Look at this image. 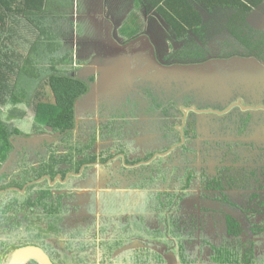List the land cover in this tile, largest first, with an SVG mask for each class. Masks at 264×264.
<instances>
[{
	"label": "trees",
	"instance_id": "16d2710c",
	"mask_svg": "<svg viewBox=\"0 0 264 264\" xmlns=\"http://www.w3.org/2000/svg\"><path fill=\"white\" fill-rule=\"evenodd\" d=\"M46 1L0 0V229L8 232L11 239V235L15 236L16 232L20 230L19 228L24 226L25 229L21 232L26 237L18 242H13L10 239L1 242L0 264H5L6 259L10 261L14 250L28 245L42 247L51 256L55 264H96L97 260H100L99 254H102L104 264H115L118 259L126 264L129 261L130 264H165V258L162 255L144 246L149 244L145 239H142V236L136 239H142L141 245L144 244L143 247L132 248L130 251L125 250L122 254L114 256V253L126 246L128 241L131 240L132 242L133 237L97 241L95 238L97 223L93 217L97 211L95 203L90 207L86 206L84 212L79 206L72 207L67 203V194L54 193V190H59L61 185L51 186L50 183L55 181L58 175L64 180L71 173H79L83 166H85L84 170L87 171L97 162L109 167L113 165L115 161L112 160L118 155L110 153L111 149L101 150L99 155H91L96 143L95 139H93L94 143L87 146L89 155H82L83 157L74 155L73 147L69 149V154L65 155H58L54 150L47 155V147H43L40 151L35 152L34 167L24 169L27 171L20 174L23 177L26 176V179H8V171L18 170L19 155L22 153L16 149L18 140L31 136L24 135V131L12 124L15 123L12 121L23 120L27 116L26 108L31 109L33 107L35 114L30 128L34 135L43 136L50 133L69 136L76 126V104L80 98L89 92L94 83L93 79L85 81L72 76L71 71L67 69L66 66L74 62V56L73 58L69 56L72 51L69 50L68 45H62L57 41V39L63 38L62 31L59 29L52 31V38L47 35ZM180 1L164 0L163 6L157 8V11L176 34V40L181 44L183 43L179 49L172 51L165 57L163 65L190 66L202 63L206 53L211 48L209 44L214 39H217L220 45L227 44V46L220 47L221 50L218 53L221 56H229L231 51H235L237 48L244 49V46L250 47L257 41L260 46H264V33L254 30L246 20L254 9L264 4V0H196L197 3L209 9L211 13L227 15L225 27L228 31L221 39L235 40L238 44L234 46H231L229 41L220 42L221 39H218L221 34L219 27L212 29L214 24L211 22H202L197 16L190 18L184 8H191V6H185L187 2L185 0H182L183 6H180ZM175 2L179 9H174L173 3ZM170 10L174 12L171 13ZM24 20L28 21L32 28L22 29L20 22ZM241 53L244 54L242 50L234 54ZM259 54L262 53L258 51ZM212 55L216 56V50ZM262 55L264 57V54ZM49 91L51 92L49 97L51 100H48ZM188 101L189 99L186 98L185 105H188ZM155 105L159 106L157 102ZM179 114L182 115L183 113L180 111ZM193 128L190 121L186 122L182 137L184 143L180 148H177V151L181 150L184 154L179 155L182 159L180 162H173L175 155H168V158V156L155 155L156 152L146 155L144 159L131 160L126 158L125 161L121 162L122 170L129 172L131 176L141 174V177H138L137 185H141L142 188L152 186L153 191L147 193V200H151L149 213L156 216L161 226L159 230L164 228L171 235H184V240L179 242L182 251L189 244H193L189 236L192 230L188 229L197 225L198 216L190 215L185 218V216L180 215V209L184 203L182 201H187L186 197L195 191H198L196 206L202 213L201 221H205L202 218L210 214L214 216L225 214L228 233L235 236L246 233L241 221L224 210L228 203L225 195L227 185L231 187L234 183L226 181V176L220 172L209 176L205 171H202L198 175L192 166L193 160L197 156L195 154L198 153L196 145L191 147V143L198 139L195 129L192 133ZM182 138L181 134L178 133L177 138L175 136L174 146L181 143ZM205 146L210 147L211 144ZM15 150L18 155H11ZM231 151L234 150L231 149ZM80 152L81 149L77 148L76 154H80ZM228 152L229 150L224 155H228ZM188 153L194 154L192 155L194 158L190 160ZM236 153H234L233 161L231 160V167L239 160ZM126 157L128 156L126 155ZM222 160L223 158H221V163ZM145 162H149V164L145 165ZM9 164L10 168L8 169ZM180 164L183 166L180 167ZM176 170L179 172L176 173ZM241 171L244 177L247 176L243 168ZM146 175L147 178L139 184V180ZM43 178L44 180L39 182ZM157 187L167 188L160 190ZM4 192H7L8 195L6 200L2 198ZM9 195L13 196L10 197ZM244 198L248 199V197ZM227 205L236 208L235 205L229 203ZM74 212L84 213V217L78 220ZM238 212L240 216L242 212L240 210ZM245 213L246 211H244ZM139 223L137 220L136 229ZM139 226L140 230L143 229V225L139 224ZM122 228H128V225ZM248 229L253 231L251 227ZM106 230V227L100 226L102 235L106 234ZM201 230L203 233L204 224H201ZM215 233L218 231L216 230ZM49 240L61 241L62 244L64 243L65 249L59 250ZM247 241L249 249L252 248L253 244L250 238ZM49 249L51 254L47 251ZM93 249L99 252L98 257L96 252L92 261L91 259L84 260L90 256L88 253ZM238 252L228 247L220 252L221 255L215 260L239 263ZM128 253H134V255L121 260ZM252 254L251 249L245 252V261H248ZM180 257L181 261L185 263H188V259L193 258L188 250L181 253ZM28 264L39 263L32 260Z\"/></svg>",
	"mask_w": 264,
	"mask_h": 264
},
{
	"label": "crops",
	"instance_id": "0c3cea01",
	"mask_svg": "<svg viewBox=\"0 0 264 264\" xmlns=\"http://www.w3.org/2000/svg\"><path fill=\"white\" fill-rule=\"evenodd\" d=\"M185 1H187L185 6L190 5L192 8V10L184 8L190 18L197 16L202 22L225 26L227 15L211 13L196 0ZM46 3L45 15L47 19H45L48 27L47 35L50 38L53 35L52 31L56 29L63 31L65 28L64 22L61 20L63 25L61 28L51 29L54 21H57L58 14L66 16L69 22L76 18L78 22L81 20L83 23L82 19H88L90 15L92 20H95L91 25H96V27L86 29L84 25H82L83 27L79 26L78 35L71 38L73 39V49L70 47L69 50L72 51L74 62L66 66L72 76L85 81L93 79L94 83L89 92L76 104V126L71 135L47 133L43 136H36L33 130L24 133V135H31L33 143H39L37 141L43 143L44 147H47V155L51 154L52 150L56 151L58 155L69 154L71 147L74 148V155H89L87 146L94 143L93 139L97 146L101 145L100 148L98 147L99 152L111 149L110 153L118 155L113 161L121 158L122 162L126 158L130 159L132 155H143L135 159H144L146 155L152 154L150 151L145 152L146 148H149L148 145H151L152 142L153 145H156L159 140L166 143V149L170 147L171 150L165 153L166 149L163 148L159 150L160 153L156 152L155 155H177L175 151L179 145L174 146L175 136L177 138L178 133L181 134V138L184 136V129L181 126L182 123L183 127L185 125V119L182 121L184 116L181 118L177 110L174 112L175 116L173 113L167 119H160L158 115L156 117L154 111L153 114H149L147 111L148 95H144L136 88L140 78L154 79L156 77L158 79L159 76L168 74L177 67L163 65V60L156 56L157 49L164 50L168 47L164 45L163 41L153 38V35L168 38V42L169 37L177 39L170 25L157 11L159 6H163L164 0H70V8L63 10L62 13H59L60 10L55 8L54 0H47ZM180 6H183L182 0ZM173 7L179 9L176 2L173 3ZM93 10H96L95 19L92 15ZM153 10L157 11L160 16ZM170 12L174 11L170 10ZM84 22L89 24V21ZM20 25L22 29L32 28V25L26 20L21 21ZM21 34L23 35L22 32ZM64 40L69 39H57L62 45H65ZM193 79L201 78L196 76ZM163 91L161 92L163 93ZM50 95L49 91L48 100H51ZM148 97L153 99L151 96ZM162 97L158 100L159 102H162ZM132 105H140L141 110H136L135 113L131 109ZM34 114L33 109V116ZM164 121H169L172 125L167 132L163 131ZM139 143L144 144L145 150L137 146ZM182 143H184L183 138ZM65 145L66 148H64ZM77 148L81 149L80 154H76ZM145 163V165L149 164V162ZM97 165V168L95 167L96 177L106 183L105 187L96 186L99 196L97 201L101 202L102 193L108 194V198L116 201V204H104V208H101V211L104 212L97 211L95 215L97 230L99 231L103 223L100 221L105 219L104 217L119 218V216H124L130 219L131 216L135 217L133 215L135 214L139 218H144L146 215L139 211L143 208L140 205L143 200L147 201V193L153 191L152 186L142 188L141 185H137V177H141V174L131 176L129 172L122 170L121 165L119 168L109 167L100 162ZM73 175L75 174L71 173L68 176ZM79 176H75V179H78ZM114 186L115 188H113ZM70 187L72 190H80L81 197L87 191L84 188L88 186L78 188V185H74ZM161 188L165 190L167 187ZM98 205L100 206V203ZM124 208L134 211L121 210ZM119 211L122 213L119 214ZM111 229L109 228V230ZM134 240L135 244L140 241V239Z\"/></svg>",
	"mask_w": 264,
	"mask_h": 264
},
{
	"label": "flooded vegetation",
	"instance_id": "af4514ba",
	"mask_svg": "<svg viewBox=\"0 0 264 264\" xmlns=\"http://www.w3.org/2000/svg\"><path fill=\"white\" fill-rule=\"evenodd\" d=\"M256 18L258 19L257 23H255ZM246 20H247V23L254 30L261 31L264 33V9L262 7L258 8L257 11L255 10L252 11ZM219 31H221V34L218 36V39L220 40L221 37L227 33L228 29H226L225 26L221 25ZM213 41L215 43L212 44L213 43L212 42L211 44H209L211 48H209L208 52L206 53L205 60L202 63L194 64L190 66H177V67H185V68H188L189 70H194V74H193L194 76L198 72V77L203 78V81L205 79L212 80L210 81L211 86L216 87L219 85L221 87V90L217 92L216 94L221 95L223 97V100H221V103H222L221 105L224 107L223 109H219L217 112H215V115L213 117L214 123L212 125L213 131H216V132L219 131V127L222 125L224 126L225 123H229L231 126H236V129L230 133L231 134L230 138H234V140L226 141V138H223L222 136L218 135L219 137L215 139H220V141L216 142L217 140L216 141L213 140L212 142H214L215 144L214 147L218 149V152L222 153L221 158H224V161L221 163L222 165L219 168H217L218 172L226 176V181H231L232 183H234L231 187L227 185V188L225 191V195L227 196L228 203L233 206L235 205L229 200V197L231 196L230 194H237L240 196V199H243L244 197H248V199L244 198V201L248 203V207L244 209L236 205L234 206L236 208H233L232 206L227 205L228 203L225 206L226 208H224V210H226L227 212L232 214L236 219L241 221V223L243 224L245 228L246 233L244 234L242 233L238 236L228 233L225 219L223 220L225 222L226 230H227V234L225 237H222L219 233L208 232V225H209L210 220L217 218L221 221V217L217 216L218 214L215 216L213 214H210L208 216L203 217L204 219L202 218V220H205V221H201V219L198 218L197 225L192 227L191 229H188V230H192L189 236H190V239L193 241V244H189L187 246V244L185 243L187 248L182 251L179 247V242L181 240L183 241L185 237L183 234H181L179 240L177 241L178 243L177 251L175 252L173 247H170L167 253L174 251V253H176L177 255H174L172 253L170 256L177 257L178 260L180 261V264H264V255L261 256L260 258H257L255 254V247H256L257 240L254 241V238L256 239L257 237L264 238V144H261L259 143V141L252 139V136L255 135L257 128H262V127L264 128V87L262 86L264 85V57L262 55L264 54V46H260L259 42L257 41L254 45L250 47L244 46V49L237 48V50L231 51L229 56H225V55L221 56L218 53V51L221 50L220 47L227 46V44L220 45L217 39H214ZM226 41H229L231 46L238 44L235 40H229L226 38L221 39L220 42H226ZM178 43H179V47H178L179 49L183 45V43L182 44L180 42ZM214 50H216V56L214 55L211 56ZM241 50L243 51L244 54L242 53L234 54V53L240 52ZM258 51L262 54L258 55ZM162 54L163 53H161V50L157 49L156 56L158 57V59L162 58ZM165 57L162 58L164 63H165ZM223 66H224V70L221 71ZM204 67H206L207 69L206 71L203 70ZM207 74H210V76H208ZM232 75H235V76L229 79ZM168 79H169V74H164L162 76H159L158 79H156V77L154 79L143 77L138 80L139 83L141 81L142 83H140L141 85H139L138 88L137 87L136 88L138 89V91L142 92L144 95H148L156 100H159L160 97L164 96V91L162 90L160 86L168 84L167 83L169 81ZM223 81L224 82L226 81V83H228L227 86H224L225 84L222 85ZM229 83L234 86H237L239 84V86L235 87L234 89L229 90L227 88L229 86ZM152 87H155V88H152ZM211 89L212 88H210L209 90L214 92ZM161 91H163V93ZM234 95H235V98L237 95L238 97H241V98H238V100L240 101L239 104L237 102H232ZM186 98L189 99L188 105H185ZM244 98L247 99L246 103L243 102ZM197 102L198 101L194 94L193 96L185 94L184 96H182V98H180V103H178L179 107H177L176 102L168 100V102L165 103L162 107L153 105L152 111H154V114H155L156 111H158L159 109H162V113L165 112V114L159 113L158 116L159 118H161L162 116L163 119H166L167 117L171 116L175 112V110H177L178 112L181 111L183 114L182 115L180 114V117L184 116V118L182 117L181 118H182V121L183 119H185L184 122L186 123V119H187L186 113L187 114L189 113V115H194L196 113L195 112L196 108H199L197 105ZM227 104H230V105H227ZM234 104H237L241 108L244 107V110H237L234 112L229 110L227 112L226 110L228 109V107ZM169 106H170V110L168 109ZM199 110H202V109L199 108ZM155 115L157 117V114ZM173 116H175V113L173 114ZM181 126L183 129L185 128V125L183 127V123ZM195 131H197V128L195 129ZM193 132H194V128H193L192 133ZM182 144L183 143L181 141V143L177 144L179 145L177 147L180 148ZM234 144H236V146H234ZM231 149L234 151H231ZM40 150L41 148H38V151ZM169 150H171V148L167 147L165 153ZM228 150H229L228 155H224L225 152ZM235 152H237L236 155L239 156V160L237 161V163L233 165V167H231L232 165L231 160L233 161ZM175 153L177 155H181L182 151L178 150V151H175ZM99 154L100 152L98 151L97 155ZM170 155H174V154H170ZM167 156L168 155H166L165 157ZM97 163H95V165L87 171L84 170L85 166H83L79 173L71 177L67 176L64 180L61 178L60 175H58L55 178V181H52L50 183L51 186H56L59 184L61 185L59 190L57 189L54 190V193L67 194V197H66L67 203L72 207L79 206L80 209L82 208V211L86 209V206L90 207L92 204L95 203V207L97 211H100V213L104 212V211H101L102 210L101 208L102 207L104 208V204L107 201L102 197V194L100 197L101 202L97 201L99 198H98V193L96 192V185H92L90 188L89 187L84 188L85 190H87L85 194L83 193L86 196V200L81 199L80 192H79L80 190H72V188L69 186V180L75 178V176L77 175H80L78 179H82V178L86 179L82 177V176H85L87 177V179H91V181H93L94 178H97L96 173H95V166L97 165ZM225 163L227 164L223 165ZM242 168L244 169V172L247 173L246 174L247 176L245 177L242 175V171H241ZM20 170L22 171L24 169H20ZM43 180L44 178L41 179L39 182ZM53 183L55 184L53 185ZM78 188H80V185ZM113 188H115V186ZM183 202L184 204L188 203V201H185V200H183L182 203ZM99 203H100V206L98 205ZM255 209L260 210L259 213H256ZM239 210L242 212L240 216H239L240 213L238 212ZM244 211H246L245 214H244ZM147 216L157 221L156 216H153L150 213L147 214ZM145 217L146 216H144L142 220H139L140 222L139 224L144 225L143 226V229L145 230L144 234H146V228H148L146 227L148 218L145 220ZM104 218L105 219H102L100 222H103L108 227L107 230H109V228H112V229L109 231L106 230L107 232H105L106 234L104 235H102L100 229L99 231L96 230L97 241H100L101 239L107 241L109 240V238H112V240H115L118 237L125 238V239H130L133 237L132 233L133 231L134 233L136 231V228H135L136 221L133 219V216H131L130 219L128 218L129 220L127 219V217L119 216L121 220L118 223H117L118 218L116 217L115 218L104 217ZM108 219L110 221L109 224L107 223ZM255 220L256 222H258L257 225H256V222H254ZM0 223H1V218H0ZM116 224H119V227ZM157 224L159 225L158 231H156L154 235H159V236H155V237H158L159 239L163 237H170V236H172L173 238L178 237L176 235H171V233H167L164 228H161V230H159L161 226L158 223V221H157ZM201 224H204L203 233L201 230ZM126 225H128V228L123 229L122 227ZM133 226H134V230L131 231L133 229ZM249 227H251L253 231H250L248 229ZM164 231L166 233H164ZM129 233H130V236H129ZM248 238H250V241L253 244V247L250 248L253 254L251 257H249L250 259H248V261H245L244 253L250 250L248 246L249 240L247 241ZM144 239L146 240V236H144ZM141 240L142 239H140V241ZM154 240H157V239H154ZM2 241L3 240H0V247H1ZM146 242H148L149 245L143 244L144 246L149 247L150 250L156 251L154 248L151 249L150 247L151 244H153V242H150L147 240ZM131 243L130 244L127 243V245L123 246V248H126L127 246L131 245ZM228 247L231 249H234V251L235 250L239 251L238 252L239 253V263L223 262V260H220V259L215 260L219 255H221L220 252H223ZM131 249H127V250L130 251ZM121 250L122 248L118 249L114 253V256H117L118 253L122 254V252L124 251H121ZM186 250H188L189 254L193 257L192 259H188V263L181 261V257H180L181 253H183ZM119 251H121V253ZM156 253L160 254L157 251ZM10 261H7L6 259L5 264L10 263ZM128 264H130V261Z\"/></svg>",
	"mask_w": 264,
	"mask_h": 264
},
{
	"label": "rangeland",
	"instance_id": "374dc122",
	"mask_svg": "<svg viewBox=\"0 0 264 264\" xmlns=\"http://www.w3.org/2000/svg\"><path fill=\"white\" fill-rule=\"evenodd\" d=\"M54 6L56 9L60 10L59 13H62L63 10L70 8V0H54ZM258 8H261V7H258ZM262 8L264 9V4L262 5ZM254 10H256V9H254ZM153 12L156 13L158 16H160L157 13V11L153 10ZM92 15H94L93 19H95L96 10H93ZM56 18H57V21H54V24L51 27V29L56 28V27L61 28L63 25L61 24L60 21L63 20L65 28L62 31V37L64 39H69L67 41L64 40L65 41L64 43H65V45H68L72 49H73V39H71V38L78 35V30L80 28L79 26L84 25V27L86 29H90L91 27H96V25H91L95 22V20H92L91 15L89 16L88 19H82L83 23L81 22V20L78 22L76 18L74 20L71 19V22H69V21H67L66 16H61L60 14H58L56 16ZM84 21H89V24H86ZM257 22H258V19L256 18L255 23H257ZM218 27L220 28V25H214V27L212 29H216ZM168 33H169V35H171L170 32H168ZM169 35H168V37H169ZM153 38H157L160 41H163L164 45H166L168 47L164 50H161V53H163L162 58L167 56L172 51L177 50L179 47L178 41H176V39L173 37H169V42H168V38H165L162 36L153 35ZM214 43L215 42L213 41L212 44H214ZM170 45H171V47H170ZM69 56L72 57V54H69ZM203 70L206 71L207 70L206 67H204ZM223 70H224V66L222 67L221 71H223ZM190 72H192V73H190ZM168 74H169V79H168L169 81L167 82L168 84L160 86L162 88V90L164 89V96L162 97V102H159L158 100L150 99L149 97H147V101L149 103L147 111L149 112V114H153L152 107H153V105H155L156 102L159 104L160 107H162L165 103L168 102V100L176 102L177 107H179L178 103H180V98H182V96H184L185 94L193 96V94H194L197 101H198L197 105L202 110H199V108H196V111H195L196 113L194 115H189V113L188 114L186 113V117H187L186 122L190 121V123L193 125L194 129L197 128L196 132L198 135L197 136L198 139H196L194 142L191 143V147L196 145L197 146L196 149L198 150L197 151L198 153L195 154L197 156H196V159L193 160L192 166L196 169L198 175H200L202 173V171L207 172V174L209 176L215 175L218 173L217 168H219L222 165L221 164V157H222L221 154L222 153L218 152V149L216 147H214L215 144L212 141L217 140L216 142H219L220 139H215L219 136L226 138V141L234 140V138H230L231 137L230 133L236 129V126H231L229 123H225L224 126L222 125L219 127V131H217V132L213 131L212 125L214 123L213 117L215 115V112H217L219 109H223V107H224L221 105L222 104L221 100H223V97L221 95L216 94L217 92H219L221 90V87L219 85L216 87L211 86L210 81H212V80H206L205 78H204L205 79L204 81H203V78H201L200 80H194L193 78H195L196 76L198 77V72L194 76L193 75L194 70H189L188 68H185V67H176L175 69L171 70ZM207 75L210 76V74H207ZM234 76L235 75H232L229 79L233 78ZM140 83H142V81ZM140 83L138 81V84L136 85L137 88L139 85H141ZM190 84H191V86H190ZM227 84L228 83H226V81L225 82L223 81L222 85L227 86ZM238 86H239V84L237 86H234V85L229 83V86L227 88L229 90H231V89H234L235 87H238ZM262 86L264 87V85H262ZM152 88H155V87H152ZM210 88H212L211 90H213L215 93L210 91L209 90ZM239 91H241V90H239ZM234 98H235V95H234ZM234 98H233L232 102H237L239 104L240 101L238 100V98H241V97H238V95H237L236 98L235 99ZM243 102L246 103L247 99L244 98ZM227 105H230V104H227ZM131 109H133V111L136 113V110H138V111L141 110V106L140 105H132ZM168 109L170 110V107H168ZM229 110L234 112L237 110H244V107L241 108L237 104H234V105L228 107V109L226 111L228 112ZM26 112H27V116L23 120L12 121V122H15L12 124L20 127V129L23 130L24 133L31 131L30 126H31L32 119H33V109L32 108L31 109L26 108ZM161 112H162V109H159L158 111L155 112V114L159 115V113H161ZM160 119H163V117L161 116ZM170 126H172V125L170 124L169 121H164L163 131L167 132ZM185 126H186V123H185ZM252 139H255V140L259 141V143L264 144V142H263L264 141V128L263 127L257 128L255 135L252 136ZM37 142H39V143H33L32 138H30V137L24 138L22 140H18L17 145H16V149L19 150L18 152H20V151L22 152L21 155H19V160H18V164H17L18 168H20V169H32L34 167L33 162L35 161V152L38 150V148H43L45 146L43 143H40V141H37ZM206 144H211V146L206 147L205 146ZM100 146H101L100 144H98V146L95 144L93 150L91 151V155H97L98 154V147L100 148ZM116 146H118V144H116ZM137 146L139 148H141L142 150H145L144 144L139 143V144H137ZM148 146H149V148L148 149L146 148L145 152H148V151H150V153L151 152H159V150L165 148L166 143L161 142V140H159L158 144L153 145V142H152V144L148 145ZM18 152H16V150H15L11 155H16V154L18 155ZM144 154H146V153H144ZM181 155H184V154H181ZM187 155H190L189 156L190 160L194 158V156H192L194 154L188 153ZM142 156L143 155H132L130 159L133 160L137 157H142ZM173 157H174L173 162H176V161L180 162L182 160L179 155H177V156L175 155ZM168 158H169V156H168ZM223 161H224V158H223L222 162ZM113 164H114L113 167L119 168L121 165L120 159L116 160ZM226 164L227 163H225L223 165H226ZM97 166L98 165H96L95 167L97 168ZM182 166L183 165L180 164V167H182ZM25 171H27V170L8 171V173H9L8 179L16 178L17 180H24L27 177L26 176L23 177L20 174L21 173L23 174ZM178 172L179 171L176 170V173H178ZM29 176L31 177V174H29ZM104 177H106V175H104ZM146 178H147V175L144 178L139 180V184L142 183ZM54 184L55 183H53V185ZM75 184L78 186L79 185L80 186H88L89 188L92 185H96L97 187H99V186L105 187L106 186V183H104V181L97 179V178H94L93 181H91V179H87V178L86 179H83V178L82 179H75V178H73V179L69 180V186H74ZM122 185H124V184H122ZM157 188L162 189L161 187H157ZM6 193L7 192L3 193V196H2L3 200H6V198L8 196ZM230 195L231 196L229 197V200L233 204H235L236 206H239L242 209L248 207V203H246V201H244V199H240L239 195H237V194H230ZM9 196L11 197L13 195H9ZM197 196H198V191H195L186 197V200L188 201V203H186V204L183 203L181 205L180 215L185 216V218L189 217L190 215H196V216H198V218H200L202 213L199 211L198 207L196 206ZM102 197L107 201V202H105V204H109V203L116 204L115 200L112 201L113 200L112 198H108V194L102 193ZM81 199L86 200V196L82 195ZM141 203L142 204L140 206L143 208H141L139 211L144 212L146 214L145 220L148 218L147 219V225H146V227H148V228H146V234H144L145 230L144 229L140 230L139 224H137L138 230L136 229L135 233L133 231L134 226H133V229L131 227V229H132L131 231H133V233H132L133 239L139 238L140 236H142V239H144L143 236H146L147 241L153 242V244H151V246H150L151 249L154 248L158 253L163 255L165 258L166 264H180V261L178 260L177 257L170 256L172 253L174 255H177L176 253H174V251L175 252L177 251V248H178L177 241L179 240L180 236H178L177 238H173L172 236H170V237H163L160 239L158 237H155V236H159V235H154V233L156 231H158L159 225L157 224V221L155 219L149 218L147 216V214H149V207L151 204V200L150 199H148L147 201L143 200ZM122 205H124V204L122 203ZM121 210L134 211L133 209H129V208L128 209L124 208ZM255 211L257 213H259L260 210L255 209ZM84 212H85V210H84ZM74 213H75L76 218L78 220H81L84 217V213L83 214L82 213L78 214L79 212H74ZM121 213H122V211H119V214H121ZM133 215L135 216V217H133V219L135 221L143 219V217L139 218L135 214H133ZM174 216H175V214H174ZM220 217H221V221L217 218L210 220L209 225H208V232L215 233V231L217 230L218 233L222 237H225L227 234L226 225H225V222L223 221L225 219V215L220 214ZM117 220H118L117 221V223H118V222H120L121 218H118ZM256 220L254 222H256ZM107 223L108 224L110 223L109 219L107 220ZM122 224H123V222H122ZM257 224H258V222H256V225ZM116 225L119 227V224H116ZM141 225H143V224H141ZM101 226L106 227V229L108 228L103 223L101 224ZM19 229L20 230H18L16 232L15 236L11 235V237H12L11 239L9 238L10 235L8 234V232L5 233V231H3L1 229L0 230V240L9 241V239H10L13 242H15V241L18 242V241L23 240L26 237L23 236V233L21 232V230H24L25 227L21 226ZM164 233H165V231H164ZM87 235H88V233H87ZM129 236H130V233H129ZM261 238H263V237H261ZM261 238H258V237L256 239L254 238V241L257 240L256 247H255V254H256L257 258H260L261 256L264 255V238L263 239H261ZM154 239H157V240H154ZM49 241L51 244L56 246L59 250L63 251L65 249V245H63L64 243L62 244L61 241H59V240L58 241L49 240ZM129 242H131V240L128 241L127 243H129ZM136 243H138V244H135V241H133L131 243V245L127 246V248L131 249V248L143 247L140 245L142 243L141 241H137ZM90 245H92V244L90 243ZM170 247H173L174 251L167 253V251H168V249H170ZM47 251L50 254L52 253L50 251V249ZM96 252H97L96 249H93L91 252L88 253L90 256H87L88 258L86 257L84 260L91 259V261H92ZM98 254H99V252L96 253L97 257H98ZM91 255H93V256H91ZM118 255H119V253H118ZM130 255H134V253H128V255L125 254L121 258V260L123 258L131 257ZM98 258L100 260L99 261L97 260L96 264H103L102 263V256L100 254H99ZM115 262H116L115 264H126L125 262H121L120 259L116 260ZM90 264H93V263H90ZM149 264H154V263H149Z\"/></svg>",
	"mask_w": 264,
	"mask_h": 264
},
{
	"label": "water",
	"instance_id": "95a60500",
	"mask_svg": "<svg viewBox=\"0 0 264 264\" xmlns=\"http://www.w3.org/2000/svg\"><path fill=\"white\" fill-rule=\"evenodd\" d=\"M127 249L123 248L122 251ZM32 260L39 264H55L49 254L42 247L36 245H28L15 250L8 264H28Z\"/></svg>",
	"mask_w": 264,
	"mask_h": 264
}]
</instances>
